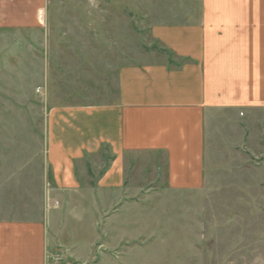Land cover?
Listing matches in <instances>:
<instances>
[{
	"label": "crops",
	"instance_id": "0c3cea01",
	"mask_svg": "<svg viewBox=\"0 0 264 264\" xmlns=\"http://www.w3.org/2000/svg\"><path fill=\"white\" fill-rule=\"evenodd\" d=\"M44 9L45 0H0V30L39 28ZM198 17L158 24L150 49L122 63L90 60L78 88L87 100L50 107L27 215L0 216V264L130 254L133 154L154 155L170 191L203 188L208 120L264 111V0H202Z\"/></svg>",
	"mask_w": 264,
	"mask_h": 264
},
{
	"label": "rangeland",
	"instance_id": "374dc122",
	"mask_svg": "<svg viewBox=\"0 0 264 264\" xmlns=\"http://www.w3.org/2000/svg\"><path fill=\"white\" fill-rule=\"evenodd\" d=\"M201 5L45 0L39 28L0 30V216L27 215L34 185L28 172L41 164L50 107L87 100L78 88L92 78L84 73L89 61L100 69L107 58L122 63L150 49L158 24L198 21ZM207 126L203 188L170 191L154 155H131L126 185L133 206L123 221L130 254L101 250L85 264H264V111L213 114ZM59 255L64 259L53 264H66Z\"/></svg>",
	"mask_w": 264,
	"mask_h": 264
},
{
	"label": "built area",
	"instance_id": "2783aa9c",
	"mask_svg": "<svg viewBox=\"0 0 264 264\" xmlns=\"http://www.w3.org/2000/svg\"><path fill=\"white\" fill-rule=\"evenodd\" d=\"M40 19H43V17L42 18H40ZM41 91V89H39V92ZM62 259H64V256H62V255H59V254H53L52 255V261L54 262V263H57L58 261H61Z\"/></svg>",
	"mask_w": 264,
	"mask_h": 264
}]
</instances>
